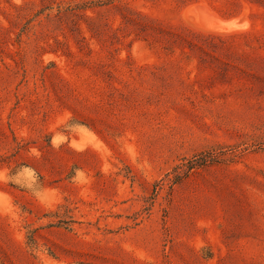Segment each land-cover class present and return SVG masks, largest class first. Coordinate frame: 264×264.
I'll list each match as a JSON object with an SVG mask.
<instances>
[{"label":"rangeland","instance_id":"374dc122","mask_svg":"<svg viewBox=\"0 0 264 264\" xmlns=\"http://www.w3.org/2000/svg\"><path fill=\"white\" fill-rule=\"evenodd\" d=\"M0 264H264V0H0Z\"/></svg>","mask_w":264,"mask_h":264}]
</instances>
